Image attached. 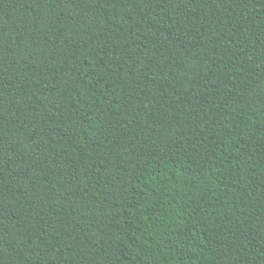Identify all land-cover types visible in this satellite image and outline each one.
<instances>
[{"label":"trees","instance_id":"1","mask_svg":"<svg viewBox=\"0 0 264 264\" xmlns=\"http://www.w3.org/2000/svg\"><path fill=\"white\" fill-rule=\"evenodd\" d=\"M0 264H264V0H0Z\"/></svg>","mask_w":264,"mask_h":264}]
</instances>
